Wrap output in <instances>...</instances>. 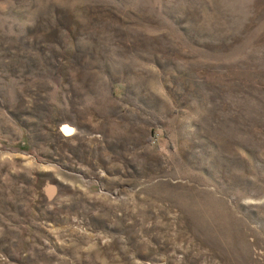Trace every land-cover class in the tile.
<instances>
[{"label": "rangeland", "instance_id": "374dc122", "mask_svg": "<svg viewBox=\"0 0 264 264\" xmlns=\"http://www.w3.org/2000/svg\"><path fill=\"white\" fill-rule=\"evenodd\" d=\"M0 264H264V0H0Z\"/></svg>", "mask_w": 264, "mask_h": 264}]
</instances>
